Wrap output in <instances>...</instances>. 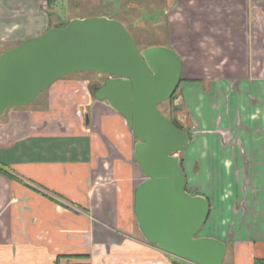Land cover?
<instances>
[{
	"label": "crops",
	"instance_id": "obj_1",
	"mask_svg": "<svg viewBox=\"0 0 264 264\" xmlns=\"http://www.w3.org/2000/svg\"><path fill=\"white\" fill-rule=\"evenodd\" d=\"M48 1L0 0V55L42 35L55 19L63 23L56 12L79 5L163 14V47L181 63L175 118L190 134L180 154L185 188L209 204L201 236L222 242L231 264L264 261V81L251 69L264 44L257 35V52L251 49V27L258 26L252 15L264 12V0ZM73 75L41 92L31 108L0 115V264H177L139 229L134 199L146 177L133 155L138 140L91 94L97 82ZM235 86L261 93L253 114L249 98L242 110L237 95L217 105ZM225 104L233 144L223 147L218 119ZM252 116L257 126L247 123Z\"/></svg>",
	"mask_w": 264,
	"mask_h": 264
},
{
	"label": "water",
	"instance_id": "obj_2",
	"mask_svg": "<svg viewBox=\"0 0 264 264\" xmlns=\"http://www.w3.org/2000/svg\"><path fill=\"white\" fill-rule=\"evenodd\" d=\"M109 77L93 96L119 113L138 140L133 155L146 177L134 211L144 239L177 264H222L225 245L197 237L209 216L204 197L190 195L179 168L189 135L157 109L179 85V57L166 47L137 51L129 32L105 17L72 20L0 55V115L24 107L70 74Z\"/></svg>",
	"mask_w": 264,
	"mask_h": 264
},
{
	"label": "rangeland",
	"instance_id": "obj_3",
	"mask_svg": "<svg viewBox=\"0 0 264 264\" xmlns=\"http://www.w3.org/2000/svg\"><path fill=\"white\" fill-rule=\"evenodd\" d=\"M112 8L113 7L105 6L104 4L95 5V7H92V8H89L88 6L79 5L78 8L74 9L72 7L68 9L67 12H64V11L62 13L56 12V14L58 15V17L60 16L59 18H62L61 20L63 21V23L69 20L70 21L83 20V19H89V18H96L99 16L107 17V19L111 18L112 20L118 21L129 32V34L131 35L134 41L135 47L137 51L139 52L149 47H160V46L163 47V45L166 43L167 41V31L166 30L167 29H165V26L163 25L164 17H163V14H161L160 12H155V11L153 12L151 9H147L146 7L134 8V9L125 8L118 12L113 11ZM263 13L264 12H261L260 16H257V13L254 12L252 15L258 20L257 22L258 26L251 27L253 31V37H255V40H256L255 42L254 41L251 42V49L255 48L254 52H257V49H258L257 35H259L258 38L264 37V14ZM54 22L58 24L59 19L58 21L55 19ZM259 45H260L259 47L262 48L260 49L262 53L260 57L255 56L254 54L253 56L251 55L252 56L251 57V69L253 70V76L255 77L256 80L262 79V81H264V78H263L264 75H260V72L264 74V52H263L264 44L263 45L259 44ZM73 76L84 77L88 81H91L92 83L97 82V84L102 82L105 79V77H107L106 75L102 73L98 74V73H93V72L74 73ZM174 94L175 95H173L174 97L172 99L164 103H161L157 106V109L159 110V112L167 120L168 118H175L176 113L180 111V108L177 105V95L179 94V90H177L176 93ZM260 94L261 93H259L257 89L253 90L252 88H249L248 86L245 87L244 90L236 86L233 89L231 87L228 91H223V93H221V96H219L218 98L219 101H217V105L219 106L223 102L226 103L227 99L229 100L230 98H232L233 95H237V98H239L238 106L240 107L241 110H242L241 104L243 105V102L247 101L246 100L247 98H249V100L252 101L251 103L253 104L251 106V110L253 114L254 107L257 106L258 100H260L259 98ZM31 106L32 105L30 104L28 105L27 108H31ZM225 106L226 104L224 105L223 109L219 108V109H222V111L218 119V120L221 119V129L218 130V133H219L218 135L221 136L220 145H222L223 147L233 144L230 131H228L226 127V120L227 118L229 119V117H226ZM248 121L250 122L249 123L250 126L252 125L257 126L256 125L257 117L252 116L251 118L247 119V123ZM240 129L242 130V126H240ZM247 129L245 128V130ZM253 129H256V128H253ZM243 131H244V128H243ZM253 136L254 135H252V137ZM248 137H249L248 138L249 141L251 140L252 142L256 141L254 138L250 137V135H248ZM237 141L239 142V145H240L241 140H237ZM181 153L177 154L179 159H180ZM213 208L215 207L213 206ZM208 224H209V216H208L207 222L204 224V226L201 228L199 233L196 235L197 237L202 238L201 234H205V232H207L206 226ZM223 260H224L223 264H231L230 258L229 259L226 258Z\"/></svg>",
	"mask_w": 264,
	"mask_h": 264
},
{
	"label": "trees",
	"instance_id": "obj_4",
	"mask_svg": "<svg viewBox=\"0 0 264 264\" xmlns=\"http://www.w3.org/2000/svg\"><path fill=\"white\" fill-rule=\"evenodd\" d=\"M47 6L48 7H51L52 6V1H48L47 2ZM49 16V19H50V15H48ZM64 26H66V24L65 23H60V24H57V25H49V27L48 28H52V27H56V28H63ZM105 81L103 80L102 82H100V83H98V84H95L94 86H102V84L104 83ZM93 86L92 87H90L89 88V90H90V92H91V94H92V92H93ZM177 90H178V87H177ZM176 90V91H177ZM176 93V92H175ZM175 95V94H174ZM174 96H172L171 97V99L173 98ZM170 100V99H169ZM168 100V101H169ZM168 121L176 128V129H178V130H183V128L179 125V123L177 122V120L175 119V118H168ZM187 133V132H186ZM188 135H189V137H190V134L189 133H187ZM182 164H183V160H182V158L181 159H179V168L182 170ZM0 171H2L3 172V170L0 168ZM255 264H264V261H262V262H260V261H257V262H255Z\"/></svg>",
	"mask_w": 264,
	"mask_h": 264
},
{
	"label": "flooded vegetation",
	"instance_id": "obj_5",
	"mask_svg": "<svg viewBox=\"0 0 264 264\" xmlns=\"http://www.w3.org/2000/svg\"><path fill=\"white\" fill-rule=\"evenodd\" d=\"M109 77H105L104 81H106ZM95 87H99V86H94ZM94 88H93V93H94Z\"/></svg>",
	"mask_w": 264,
	"mask_h": 264
}]
</instances>
